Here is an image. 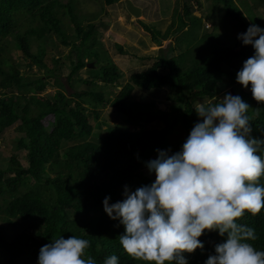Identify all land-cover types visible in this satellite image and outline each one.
<instances>
[{
	"label": "trees",
	"instance_id": "obj_1",
	"mask_svg": "<svg viewBox=\"0 0 264 264\" xmlns=\"http://www.w3.org/2000/svg\"><path fill=\"white\" fill-rule=\"evenodd\" d=\"M97 1L110 7L122 0ZM194 2L197 9H203L201 17L193 13V6L186 0L181 5L177 3L164 32L140 23L152 44L159 47L169 39L175 46L169 44L166 53L157 55L150 66L131 74L123 83V75L112 61L106 56L101 58L104 52L94 19L79 15L78 0H0V134L18 124L20 138L16 147L27 156L25 167L10 159L7 168L0 170V214L7 223L14 218L33 217L44 223L34 235L23 231L11 242L0 226V264H38L42 246L71 235L89 240L85 258H94L96 264H104L111 255L119 257V264H148L124 251L119 237L125 229L118 220L107 216L103 201L106 197H110V204L122 201L125 187L135 191L150 185L153 181L146 175L147 163L157 158V150L169 154L181 150L199 121L196 102L214 100L221 84L250 106L247 114L251 135L264 138V103L253 99L251 85L244 89L236 82L243 63L254 54V49L244 46L238 35L250 25L259 24L253 19V23L249 22L235 0ZM255 3L264 7V0ZM215 12L220 14L219 22L230 25L237 34L223 36L229 45L215 32V26L214 33L200 36L202 18L213 23L217 20ZM84 21L87 28L83 27ZM67 24L72 33L67 31ZM53 37L61 47H70V53L64 60L52 57L50 63H44L45 48ZM30 38L39 40L44 48L32 54ZM11 48L19 50L28 61L29 71L36 66L45 70L46 76L28 79L8 56ZM118 50L121 55L126 53L120 46ZM145 59L147 56L140 58ZM94 61L101 76L112 77L120 90L113 99H106L96 78L86 80L82 82L84 89L69 95L75 100L71 106L60 75L62 67L68 71L65 83L74 89L78 73ZM41 83L55 88V94L41 96ZM135 89L157 91L161 99L168 94L171 111H159L153 102L131 100ZM106 106L116 112L120 125L110 128L101 141H92L97 109ZM154 123L164 129L146 128ZM177 126L185 138L169 143L168 135ZM259 183L264 184V177ZM237 223L255 229L256 240L248 242L264 251V208L256 215L245 212ZM200 239L203 249L184 254L188 264H204L227 235L206 231Z\"/></svg>",
	"mask_w": 264,
	"mask_h": 264
},
{
	"label": "clouds",
	"instance_id": "obj_2",
	"mask_svg": "<svg viewBox=\"0 0 264 264\" xmlns=\"http://www.w3.org/2000/svg\"><path fill=\"white\" fill-rule=\"evenodd\" d=\"M251 46L249 57L236 75L244 89L251 85L252 97L264 103V28L252 24L238 35ZM239 95L226 93L219 103H199V121L179 152L157 150L147 163L155 180L132 191L125 187L122 201L103 208L118 220L125 232L119 237L124 251L148 264H188L185 253L203 249L200 237L217 231L225 242L215 246L204 264H264V251L248 241L256 240L255 229L237 223L245 212L264 208V138H254L248 111ZM259 110V109H258ZM90 242L61 236L41 247L38 264H96L85 258ZM104 264H119L111 255Z\"/></svg>",
	"mask_w": 264,
	"mask_h": 264
},
{
	"label": "rangeland",
	"instance_id": "obj_3",
	"mask_svg": "<svg viewBox=\"0 0 264 264\" xmlns=\"http://www.w3.org/2000/svg\"><path fill=\"white\" fill-rule=\"evenodd\" d=\"M67 1L68 0H62L63 3H66ZM78 1L80 3L79 15L85 18L90 17V19H94L92 23L95 25L97 37H100L98 43L104 52V55H102L101 58L106 56L110 61H112L119 72L123 75L122 82L125 83L131 74L144 70L155 61L157 55L166 53L169 44L172 46L174 45V41L169 39L163 41L159 47L152 44L140 23L152 25L156 30L164 32L165 29L169 27L170 17L173 9L176 7V4L179 3V5H181L185 0H128L134 6L141 9V14L138 19L127 13L124 0L110 7L104 6L103 2H99L97 0ZM186 1L193 6V13L197 17H201L203 9L202 12L200 9H197L194 0ZM235 3L241 9L245 18L249 22L253 23L252 19L256 20L260 27L264 28V7L262 5L255 3V0H235ZM203 8L205 9L206 5H204ZM178 10L181 13L182 9L180 6H178ZM213 14L215 18H217V20L213 23L207 22L204 18H202L204 24L201 28L200 36L214 33L215 26V32L220 35L221 40L226 45H229L227 43V39L223 38V36L233 37L237 35L236 32L230 25H225L222 24V22H219V12H215ZM87 26V22L84 21L83 27L87 28ZM66 28L69 33H72V27L69 24H67ZM51 39L52 42H50L48 47L45 48V55L42 58L44 63H50V59L52 57L64 60L70 53V47H61L55 40V37ZM75 43H78V41H75ZM29 46L32 54H36L38 50L44 48L40 41L35 38L29 39ZM118 46L122 47L123 51L126 53L121 55L119 53ZM177 52L178 51L172 53L171 55L175 56ZM8 56L14 63L20 66V71L25 76H28V79L46 76V71L38 70L36 66H33L32 70L29 71L26 68L28 61L23 58L20 51L16 48H11ZM145 56H147L148 59L140 60L141 57ZM105 64L106 63L102 62V65ZM97 68V64H94L93 68L86 67V70H83L77 75V83H75V85H78L77 88L69 89L64 80L68 71L67 68L62 67L60 75L63 78V83L65 84V94L69 97V95L74 92L79 93L82 89H84V86L82 85L83 81L96 78L95 81L98 84L99 90H101L105 98L110 100L113 99L121 87L114 86L112 77H102ZM40 87L42 89V92L39 93L41 96L54 95L56 92L55 88L51 86H44L43 83L40 84ZM226 93H229L228 88H225L224 84H221L216 90L214 100L197 101L195 106L199 103L212 104L214 101L219 103V99H222ZM167 96H164L161 99L160 94L157 91L144 92L135 89L130 99L153 102L157 110L168 113L171 111V100H167ZM73 101H75L74 98L69 97V103L71 106L73 105ZM94 123L96 124H93L94 127L91 133L92 141H101L110 128L120 125L119 117L109 106L97 109L96 122ZM17 125L18 124H15L14 126L9 127L0 134V170H5L7 168L10 159H14L18 165L22 167H25L27 164L26 152L24 150H19L16 147L18 139L20 138L16 129ZM146 128H153L155 130L164 129L160 123L147 125ZM184 138L185 135L180 126L175 127L168 135L169 143L179 142ZM145 170L146 175L154 182L155 174H150L147 166H145ZM3 218L4 216L0 214V226L3 228L8 242H11L19 233L23 231L34 235L37 229L44 226V223L36 217L30 219L28 218L26 220L14 218L10 219L8 223L3 221Z\"/></svg>",
	"mask_w": 264,
	"mask_h": 264
},
{
	"label": "water",
	"instance_id": "obj_4",
	"mask_svg": "<svg viewBox=\"0 0 264 264\" xmlns=\"http://www.w3.org/2000/svg\"><path fill=\"white\" fill-rule=\"evenodd\" d=\"M125 8H126V11L127 13L134 17V18H139V14H140V9L136 6H134L130 1L128 0H125ZM94 64H95V61L91 64H88L87 65V68H93L94 67Z\"/></svg>",
	"mask_w": 264,
	"mask_h": 264
},
{
	"label": "bare ground",
	"instance_id": "obj_5",
	"mask_svg": "<svg viewBox=\"0 0 264 264\" xmlns=\"http://www.w3.org/2000/svg\"><path fill=\"white\" fill-rule=\"evenodd\" d=\"M125 1V0H124ZM125 3V2H124ZM140 14H141V9H140ZM140 14H139V17H140ZM136 19H138V18H136Z\"/></svg>",
	"mask_w": 264,
	"mask_h": 264
}]
</instances>
